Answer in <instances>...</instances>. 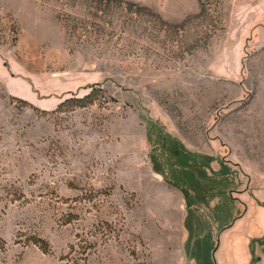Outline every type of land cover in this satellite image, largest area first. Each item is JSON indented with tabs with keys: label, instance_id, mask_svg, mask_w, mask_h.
Wrapping results in <instances>:
<instances>
[{
	"label": "rangeland",
	"instance_id": "374dc122",
	"mask_svg": "<svg viewBox=\"0 0 264 264\" xmlns=\"http://www.w3.org/2000/svg\"><path fill=\"white\" fill-rule=\"evenodd\" d=\"M259 7L0 0V264H264Z\"/></svg>",
	"mask_w": 264,
	"mask_h": 264
},
{
	"label": "trees",
	"instance_id": "16d2710c",
	"mask_svg": "<svg viewBox=\"0 0 264 264\" xmlns=\"http://www.w3.org/2000/svg\"><path fill=\"white\" fill-rule=\"evenodd\" d=\"M100 94L99 91H93L91 95L87 96L84 99L81 100H67L66 102H64L63 104L60 105V108L68 105V104H74L77 107L83 108V107H87L89 104H93L95 102V97ZM254 242H257V244H259L263 250H264V239L262 240H255ZM35 244L36 245H40V249L42 250V252L44 254H50L51 253V249L49 247V245L47 244V242H45L44 240H35ZM5 244H2L0 246V249H4ZM256 259L255 256L253 257V262H255Z\"/></svg>",
	"mask_w": 264,
	"mask_h": 264
},
{
	"label": "crops",
	"instance_id": "0c3cea01",
	"mask_svg": "<svg viewBox=\"0 0 264 264\" xmlns=\"http://www.w3.org/2000/svg\"><path fill=\"white\" fill-rule=\"evenodd\" d=\"M256 1L257 4L260 5L259 9L260 11L263 10L264 11V0H243V4L244 5H250V4H254V2ZM261 6H263V8H261ZM250 10V9H248ZM260 20H264V14L263 16H259Z\"/></svg>",
	"mask_w": 264,
	"mask_h": 264
}]
</instances>
